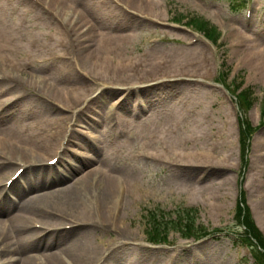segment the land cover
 Instances as JSON below:
<instances>
[{
  "label": "rangeland",
  "instance_id": "374dc122",
  "mask_svg": "<svg viewBox=\"0 0 264 264\" xmlns=\"http://www.w3.org/2000/svg\"><path fill=\"white\" fill-rule=\"evenodd\" d=\"M47 1L64 5L69 3L68 17L77 15L76 12L83 14V10L87 11L85 27H90L91 31L98 34L97 40L99 34H106L105 37L109 39L123 42L116 58L122 53L142 58L146 62L152 58H166L167 62L162 69L152 74L171 75L178 60L188 61L190 68L199 69V72L208 71L207 78H198L201 83L198 87L189 86L185 89L183 85L174 93L159 89L157 92L163 95L161 100L165 104L148 111L153 116L151 121L155 122L143 124L119 137L118 147L123 156L118 164L111 162L112 168L124 166L127 170L135 171L143 182H147L139 195L124 200L120 225L134 235L135 239L131 242L140 243L145 249L139 254L135 246L122 247L117 251L114 262L135 264V257L141 255L142 264L152 260H156L157 264H259L251 252L255 248L248 247L238 239L244 227L236 221L235 213L241 190H244L247 204L264 233V0H237L239 5L234 0H155L154 8L149 10L152 19L133 10L126 12L117 8L119 10L116 12L114 7L99 10L98 4L94 2L98 0ZM36 4L33 0H0V20L11 22L36 19L37 29L28 24L25 29L30 37L37 35L43 46L48 42L51 23ZM184 15L186 19L176 20ZM190 18L208 21L211 27L216 28V33L212 35L216 36L220 32L218 41L214 43L187 24ZM29 39L23 37L17 41V44L21 42L24 47L17 49L16 54L25 51ZM68 66V62L56 61L37 68L24 67L3 74L15 77L14 80H0L4 81L0 83V165L11 167L12 173L22 167L19 163L20 154L15 155L5 147L7 138L18 141L23 148L31 145L33 151L30 156L25 155L26 159H33L40 152L42 167H49L51 171L57 168L59 171L65 170L62 166L58 167L60 165L53 168L49 164L52 159L58 158L53 150L58 141H67L68 136L59 135L54 127L49 126L50 121L56 122L59 116L57 109L31 84L47 75L49 81H56V87L82 86L83 79ZM139 74L133 72L131 77H123L127 79L126 82H131L136 81ZM223 81L232 91L225 87ZM239 83L243 84L242 88L251 87L253 90V104L247 113L238 106L233 95L236 92L234 87ZM102 88L99 86L92 96L98 95ZM194 88L199 95L196 103L175 102L176 95L189 93ZM120 96V93H116L108 97L100 105L102 112L110 114L116 109ZM242 119H248L256 127L249 140L247 164L243 162L241 146ZM79 130L78 134L85 132L82 128ZM216 142L219 143L221 154L230 156V161L219 170L215 168L210 172V169L204 171L198 168L177 171L165 162L138 156L140 149L150 151L157 148L171 154L180 149L201 150ZM51 145L53 149L48 150ZM88 154L94 158L107 159L106 152L99 156ZM124 162L126 166L122 164ZM28 176L32 177V174L28 172ZM190 177L192 180L189 182L197 184L192 189L187 184ZM38 180H32V183L27 178L22 180L21 184L26 182L25 188L30 189L27 195L17 201L31 196L38 197L70 183L66 181L46 186V182L41 181L39 184ZM95 189L92 187V192L86 189L82 199L87 201ZM34 203L38 205V210L53 209L61 214L57 215L59 219L73 213L67 206L47 200H35ZM187 209L195 211V226L200 233L207 231L205 235L187 239L175 226L174 222ZM162 218L168 220L167 239L155 243L150 241L154 229L152 226L155 227L156 220ZM32 221L37 223V227L41 226V219L34 218ZM63 225H67L68 229L71 225L74 228L83 227L76 233L84 231L97 244L110 241L115 234L111 224V229L101 227L99 222L89 227L65 220Z\"/></svg>",
  "mask_w": 264,
  "mask_h": 264
},
{
  "label": "bare ground",
  "instance_id": "6f19581e",
  "mask_svg": "<svg viewBox=\"0 0 264 264\" xmlns=\"http://www.w3.org/2000/svg\"><path fill=\"white\" fill-rule=\"evenodd\" d=\"M55 2L42 0V3L36 4L51 23L48 42L43 46L37 35L30 37L25 29L26 24L37 29L36 19L11 22L0 20V80L15 79L14 76L3 75L5 72L11 73L24 67L37 68L56 61L68 62V67L74 69L83 79L82 86L73 88L60 85L56 87V81H49L50 77L47 75L41 76L36 82L41 85L31 84L57 109L59 116L56 122L51 120L49 126L54 127L59 135L68 136L67 141H58L56 149L53 145L48 148L52 150L54 147L53 150L59 157L58 167L62 166L64 171H59L58 168L51 171L49 167H42L40 152H37L33 159H26L25 155L30 156L33 151L30 144L28 148H23L18 141L5 139V147L11 149L15 155L20 154V164L24 166V170L13 178L15 173L11 172V167L0 165V264H117L114 257L122 247L135 246L139 254L145 249L142 244L131 242L135 239L134 235L120 224L124 200L139 195L147 183L143 182L135 171L127 170L124 166L119 168L121 171L112 168L111 162L114 161L116 165L123 156L121 148L118 147L119 137L134 128H140L143 124L155 122L151 121L153 116L148 114V111L165 104V101L161 100L163 95L157 92L159 89L174 93L183 85L185 89L189 86L198 87L201 84L198 78H207L208 71L199 72V69L194 70V67L191 69L188 61L178 60L171 75L162 76L152 73L162 69L167 62L166 58H152L146 62L142 58L126 56L124 53L116 58L123 42L109 39L105 37L106 34H99L97 40L98 34L91 31L90 27H85L84 18L88 15L87 11L83 10V14L76 12L77 15L68 17L69 3L64 5ZM94 2L98 4L99 10L111 7H114L116 12L119 10L117 8L126 12L133 10L151 19L152 12L149 10H152L155 4V0ZM23 37L30 38L27 48L24 52L16 54L17 49L24 47L21 42L17 44ZM39 56L41 59H38ZM133 72H140L136 81L126 82L127 79L123 75L131 77ZM99 86L103 87L101 92L92 96ZM194 89L189 93L176 95L175 102L196 103L199 95L196 93L197 89ZM116 93L121 95L119 105L110 114H104L100 105ZM79 128L85 132L78 134ZM214 135H217V131ZM103 152H106L107 159L94 158L88 154L99 156ZM138 156L165 162L177 171L198 168L204 171L210 169V172L215 168L219 170L218 168L226 166L230 161V156H224L219 151L218 142L201 150L180 149L171 154L157 148L150 151L140 149ZM122 164L126 166L125 162ZM39 170L42 171L35 172ZM28 172L34 179L28 176ZM25 178L31 183L32 180L39 179V184L41 181L46 182V186L59 185L66 181L70 183L38 197L31 196L17 201L29 193L30 188H25L27 183L21 184ZM189 180H192V177L187 181L188 188L192 189V186L197 184L190 183ZM92 187L96 188L94 194H90L87 201L83 200L86 189H91L92 192ZM35 200H47L67 206L73 215L67 214L59 219L61 214L53 209L38 210ZM34 218L41 219L40 227L32 221ZM65 220L89 227L99 222L105 229H111V224L115 228V234L110 241L97 244L84 231L76 233L83 227L74 228L75 226L71 225L68 229L67 225H63ZM37 238L39 240H36ZM135 259V264H142L141 255ZM147 264H157V261L152 260Z\"/></svg>",
  "mask_w": 264,
  "mask_h": 264
},
{
  "label": "trees",
  "instance_id": "16d2710c",
  "mask_svg": "<svg viewBox=\"0 0 264 264\" xmlns=\"http://www.w3.org/2000/svg\"><path fill=\"white\" fill-rule=\"evenodd\" d=\"M234 1L237 5H239L237 0ZM183 19H186L185 15L176 20L182 21ZM186 22L187 24L192 26V28L194 27V29L202 32L206 38L210 39L214 43L218 41L220 32H218L216 36L212 35L216 33V28L211 27L208 24V21L199 18H190ZM223 84L229 91H232L230 87L224 83V81ZM242 85L243 84L239 83L234 87V90L236 92L233 95L237 99L238 106H240V108L245 113H247L253 104V90L251 89V87L242 88ZM241 124H243L240 131L243 162L247 164V150L249 148V140L252 134L255 132L256 127H254L248 119L247 121L245 119H242ZM194 212L195 211L192 209H187L186 213H184L183 216H180V219L178 221L174 222L175 226H178L184 238L187 239L192 237H200L203 234L205 235L207 233V231H203L201 233L198 231V227L195 226L196 218L193 216ZM235 219L239 223V225H242L244 227L243 233H240L241 235H238V239H240L248 247L253 249L255 248L251 252L256 262H258L259 264H264V233L259 228L252 210L247 204L244 190H241V194L236 207ZM167 223L168 220H164L163 218L156 220L155 227L152 226V228L154 229L153 233L151 234L150 241L161 243L167 239L169 231L168 229L166 230V228H169L166 226Z\"/></svg>",
  "mask_w": 264,
  "mask_h": 264
}]
</instances>
